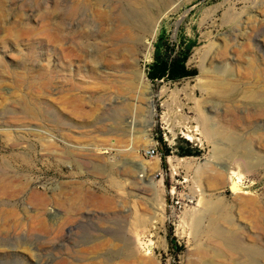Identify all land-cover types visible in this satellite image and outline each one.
<instances>
[{
	"label": "rangeland",
	"instance_id": "374dc122",
	"mask_svg": "<svg viewBox=\"0 0 264 264\" xmlns=\"http://www.w3.org/2000/svg\"><path fill=\"white\" fill-rule=\"evenodd\" d=\"M0 264H264V0H0Z\"/></svg>",
	"mask_w": 264,
	"mask_h": 264
},
{
	"label": "trees",
	"instance_id": "16d2710c",
	"mask_svg": "<svg viewBox=\"0 0 264 264\" xmlns=\"http://www.w3.org/2000/svg\"><path fill=\"white\" fill-rule=\"evenodd\" d=\"M188 59V54L184 56L177 55L175 57H166L163 58L160 56L157 57L155 62L150 65L148 71V78L152 81L167 79L172 81H179L184 78L195 77L197 75L196 70H191L188 68L186 62ZM184 143L185 147L180 148L179 155L181 156H192L199 153L196 149H193L189 141H180ZM167 153L170 150L166 151Z\"/></svg>",
	"mask_w": 264,
	"mask_h": 264
},
{
	"label": "bare ground",
	"instance_id": "6f19581e",
	"mask_svg": "<svg viewBox=\"0 0 264 264\" xmlns=\"http://www.w3.org/2000/svg\"><path fill=\"white\" fill-rule=\"evenodd\" d=\"M130 7H131V5H130ZM131 12H132V14H138V12L135 11V10H132ZM142 14H149V13L148 12H144ZM258 98H259V96H258ZM203 127H204L205 133L211 139L215 138L216 135L219 134L218 132H216V130L214 129V127L211 125L209 118H206L205 119V121L203 122ZM229 140L234 141V139H231L230 137H229ZM230 187L233 188V193H236V192H240L241 191L240 183H239L238 178H237L236 175H232V183H231Z\"/></svg>",
	"mask_w": 264,
	"mask_h": 264
},
{
	"label": "built area",
	"instance_id": "2783aa9c",
	"mask_svg": "<svg viewBox=\"0 0 264 264\" xmlns=\"http://www.w3.org/2000/svg\"><path fill=\"white\" fill-rule=\"evenodd\" d=\"M147 154L151 157H154V156H160L161 153L157 149H150L147 151Z\"/></svg>",
	"mask_w": 264,
	"mask_h": 264
},
{
	"label": "water",
	"instance_id": "95a60500",
	"mask_svg": "<svg viewBox=\"0 0 264 264\" xmlns=\"http://www.w3.org/2000/svg\"><path fill=\"white\" fill-rule=\"evenodd\" d=\"M231 191H233V188L232 187H229Z\"/></svg>",
	"mask_w": 264,
	"mask_h": 264
}]
</instances>
